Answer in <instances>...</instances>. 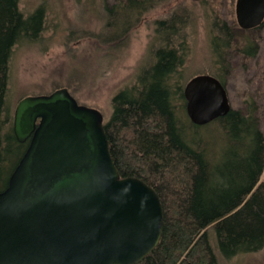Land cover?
Masks as SVG:
<instances>
[{"label":"trees","instance_id":"obj_1","mask_svg":"<svg viewBox=\"0 0 264 264\" xmlns=\"http://www.w3.org/2000/svg\"><path fill=\"white\" fill-rule=\"evenodd\" d=\"M156 1L115 0L111 6L103 2L105 31L91 40L104 44L124 40ZM18 4L19 0H0V191L27 148L16 141L12 126L5 128L10 118L5 105L10 56L15 45L35 39L45 24L43 6L24 16ZM181 12L170 10L166 19L155 23L153 61L139 72L133 85L114 94L111 116L104 123L120 176L136 177L153 187L163 207L159 243L138 264H218L209 240L210 227L223 257L264 247V178L260 180L264 136L258 117L251 101L245 111L231 108L214 120L221 144L213 152L204 147L197 134L201 126L192 124L180 106L185 102L186 82L178 81V73L187 55L190 17L186 10ZM211 28L216 69L209 75L225 86L230 74L225 50L243 58L254 57L258 50L257 39L240 38L236 29L247 34L258 27L243 30L234 20L217 15L211 18Z\"/></svg>","mask_w":264,"mask_h":264},{"label":"water","instance_id":"obj_2","mask_svg":"<svg viewBox=\"0 0 264 264\" xmlns=\"http://www.w3.org/2000/svg\"><path fill=\"white\" fill-rule=\"evenodd\" d=\"M234 12L239 28L254 29L264 0H236ZM183 98L196 126L231 109L209 74L191 77ZM12 130L28 145L0 191V264H138L156 248L161 200L143 180L120 176L98 109L58 88L20 99Z\"/></svg>","mask_w":264,"mask_h":264},{"label":"rangeland","instance_id":"obj_3","mask_svg":"<svg viewBox=\"0 0 264 264\" xmlns=\"http://www.w3.org/2000/svg\"><path fill=\"white\" fill-rule=\"evenodd\" d=\"M235 1L157 0L158 4L131 26L124 40L104 44L91 39L104 26L103 2L111 6L115 0H19L24 16L43 6L45 24L35 39H25L12 50L5 104L10 118L5 128L12 126L14 109L20 99L47 95L63 87L78 103L98 109L104 123L108 122L114 94L133 85L139 72L153 61L150 53L155 44V23L166 19L170 10L180 15L186 10L190 14L185 34L188 50L178 81L185 83L195 75L214 72L211 18L218 15L220 19L235 21ZM259 26L254 33L247 34L236 29L240 38L257 39L258 50L254 57L248 58L225 50L224 59L230 70L225 88L231 108L245 111L248 101L252 102L258 128L264 136V26ZM180 106L185 113V102ZM197 134L204 147L212 152L221 144L217 121L199 127ZM263 178L264 171L260 180ZM208 230L218 264H264V247L231 258L219 255L211 227Z\"/></svg>","mask_w":264,"mask_h":264},{"label":"flooded vegetation","instance_id":"obj_4","mask_svg":"<svg viewBox=\"0 0 264 264\" xmlns=\"http://www.w3.org/2000/svg\"><path fill=\"white\" fill-rule=\"evenodd\" d=\"M264 22V18H263V21H262V23ZM13 123V122H12ZM13 131V130H12ZM14 135V134H13ZM21 144H26V145H28V141H26V142H24V143H21Z\"/></svg>","mask_w":264,"mask_h":264}]
</instances>
